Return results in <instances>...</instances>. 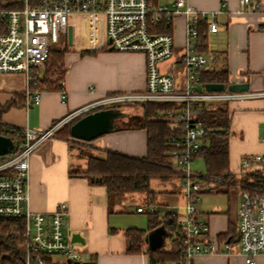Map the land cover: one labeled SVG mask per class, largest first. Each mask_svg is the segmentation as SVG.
<instances>
[{
  "label": "crops",
  "instance_id": "1",
  "mask_svg": "<svg viewBox=\"0 0 264 264\" xmlns=\"http://www.w3.org/2000/svg\"><path fill=\"white\" fill-rule=\"evenodd\" d=\"M171 1L173 0H158V5ZM259 1L264 9V0ZM186 2L198 12L214 15L213 21L218 30L214 33L207 31L208 51L204 54L211 58L213 70L225 68L228 72V85L246 84L247 92L263 93V9L240 12L239 0ZM85 23L87 30L93 29L94 25H89L87 21ZM98 27H94L97 30L95 35L93 32L81 37L79 29H76L75 36L73 34L72 45H69L71 48L64 55L66 72L63 93L37 92L38 102L33 103L27 94L29 84L25 75L0 74V108L10 101L22 102L21 97L24 96L21 106H12L0 114V123L6 129H47L53 123L107 95L143 91L146 81L144 56L140 53H120L103 48L104 27L101 26L99 30ZM171 35V56L159 64V70L171 76L175 89L182 90L186 37V18L183 15H178L172 20ZM76 41L78 44L74 45ZM218 106L227 109L230 115L228 163L230 172L238 176L244 159L253 155H264V96L237 99ZM99 110L103 109L85 111L80 118ZM133 114L136 116V113ZM128 120H120L119 127L124 128L89 142L71 136H55L40 144L29 157L27 209L49 214L59 203H66L68 216L65 220L69 240L80 252L84 264H148L147 255L142 251L143 246L137 255L128 253L130 240L124 235V231L128 229L147 233L148 217L136 209L152 205L163 216L176 210L183 201L180 178L177 193L172 192L170 186L152 189L150 185L154 193L152 197L141 193L108 196L106 188L99 181L80 175L86 170L89 157L103 158L107 153H117L135 159L146 157V131L129 128L127 125L133 121ZM80 142L88 144L87 153L78 152L75 146ZM251 167L256 169L257 165L252 164ZM231 188L236 190L233 215L229 209L209 213L199 211L200 218L208 223L210 239L217 238L222 241L223 235L227 234V242L237 251L236 211L239 196L238 190ZM209 193L221 194L215 191ZM232 227L234 231L228 233ZM256 261L257 264H264V256H258ZM190 264L245 263L239 254H214L194 255Z\"/></svg>",
  "mask_w": 264,
  "mask_h": 264
},
{
  "label": "built area",
  "instance_id": "2",
  "mask_svg": "<svg viewBox=\"0 0 264 264\" xmlns=\"http://www.w3.org/2000/svg\"><path fill=\"white\" fill-rule=\"evenodd\" d=\"M239 3L240 12L263 9L259 0H239ZM262 11L264 13V9ZM178 15L186 18L182 90L175 89L171 76L159 70V64L171 56L173 37L169 33L157 32V27L162 22L171 24ZM98 16L104 27L103 48L112 47L120 53L144 56L145 87L140 92L107 95L47 129H8L13 136V149L0 163V218L22 220L25 250L17 264H84L80 252L69 240L66 203H59L49 214L27 209L30 155L85 111L132 108L147 102L171 104L170 109L158 112L157 118L166 122L170 132L169 148L164 152L166 166L179 174L181 180L183 213L172 210V215L177 217L173 238H178L182 246L183 262L179 264H190L194 255L214 254H239L245 264H257L256 258L264 256V155L244 159L238 173H251L255 170L252 164H256V169L262 170L259 182L249 177L244 184L236 181L230 186L238 190L239 196L237 251L227 242L228 237L222 241L210 239L208 223L200 218L197 208L199 196L214 191L213 184L207 183L214 179L191 169L204 145L203 137L210 131L200 118L201 106L264 96V92L204 90L200 72L214 70L211 58L195 50L196 21L198 18L205 20L207 31L214 33L218 26L213 21V14L196 11L186 0H173L155 8H150L147 0H0V74H23L28 84L34 75L43 77L50 48L59 42L61 36L67 38V27L78 29L75 22L88 19L93 23ZM27 94L33 103L38 102L37 92L28 90ZM262 141L264 143V134ZM136 210L149 215L155 212V207L148 205ZM148 250L149 246L144 243L142 251L146 253Z\"/></svg>",
  "mask_w": 264,
  "mask_h": 264
},
{
  "label": "trees",
  "instance_id": "3",
  "mask_svg": "<svg viewBox=\"0 0 264 264\" xmlns=\"http://www.w3.org/2000/svg\"><path fill=\"white\" fill-rule=\"evenodd\" d=\"M150 8L158 5V0H147ZM198 30L197 53L207 54V24L205 20L198 18L196 21ZM159 33L171 34V24L162 22L157 27ZM67 48H50L48 58L45 62V73L43 77L34 75V79L29 82V92H59L63 93V80L66 72L64 64V55ZM200 83H221L228 84V72L221 69L218 71H201ZM24 101V96H22ZM22 102L10 101L4 107L0 108V114L7 111L12 106H21ZM221 105L201 106L200 118L203 124L210 129L203 137V147L199 150L196 158H201L204 164V174L214 180L207 181L213 184L215 192H222V189L231 188V183H246L249 177H253L256 182L262 178L261 169H255L251 173L235 176L230 172L228 161V137L230 115L227 109ZM171 108L169 103L147 102L135 107L137 109L136 117L132 119L129 128H138L146 131V157L144 159H135L119 155L117 153H107L103 158L89 157L86 170L81 172L85 178L94 180L100 178V184L106 188L108 196H124L127 194L141 193L148 197L154 195L150 189V182L158 180L168 182L174 177L180 178L179 174L166 166L164 152L169 148L167 139L170 135L166 122L158 119V112ZM80 116L71 120L63 128L56 132V136L68 138L69 127ZM130 122V120H128ZM124 128V127H119ZM0 135L13 138L12 133L8 132L0 123ZM3 157H0L2 163ZM238 177V178H237ZM227 191V190H226ZM147 233L136 229L124 231V235L130 240L128 253L137 255L141 252L146 235L156 228L163 227L167 234L169 242L163 244L157 249H149L146 252L148 264H179L183 262L182 246L178 238H173L176 233V215L172 211L163 216L155 209L153 214L147 215ZM234 231L230 228L228 233ZM23 223L21 219L0 218V264H17L24 255L25 241L22 237ZM227 235V234H226ZM223 235L224 238L227 236ZM49 264V262H46Z\"/></svg>",
  "mask_w": 264,
  "mask_h": 264
},
{
  "label": "water",
  "instance_id": "4",
  "mask_svg": "<svg viewBox=\"0 0 264 264\" xmlns=\"http://www.w3.org/2000/svg\"><path fill=\"white\" fill-rule=\"evenodd\" d=\"M73 29L72 26L67 27V44L72 45ZM113 51L112 47L108 48ZM206 92H245L248 90L246 84H221V83H206L203 85ZM136 116L129 120L134 119ZM127 118L128 114L118 109H103L84 115L77 119L69 127V134L72 138L81 141L89 142L101 135L116 131L119 128L120 120ZM13 149V142L10 137L0 135V157L8 155ZM94 181H101L100 178H95ZM168 237L166 230L161 226L152 232L148 233L144 239V243L149 246V249L154 250L163 245V239Z\"/></svg>",
  "mask_w": 264,
  "mask_h": 264
},
{
  "label": "rangeland",
  "instance_id": "5",
  "mask_svg": "<svg viewBox=\"0 0 264 264\" xmlns=\"http://www.w3.org/2000/svg\"><path fill=\"white\" fill-rule=\"evenodd\" d=\"M97 18L99 20L95 19L93 23H90V21H88V22L90 23L89 25H94V27L95 26H99L98 27V30H99L100 27L103 26V23H102V19H101L100 16H98ZM87 20L88 19H83V20L77 21L78 23L75 22V23L78 24L79 34L81 35V37L83 35H87L88 33L92 34L94 32V35L97 33V30H95V29H88L87 30L85 28V24H86L85 22ZM75 33H76V29L74 28V30H73L74 36H75ZM66 40H67L66 36H64V35L61 36L59 42L57 44H54L52 46V48L53 47L54 48H67L69 50V48H71V46L67 45ZM78 41H76L74 45L78 44ZM132 108H135V107H132ZM129 111L133 112V113H137L138 112L137 109H134V110L133 109H129ZM63 127H61V128H63ZM75 147L78 148V150H79L78 152L80 154L87 153L88 144H83V143L80 142V144H76ZM191 169L193 171L198 172V173L204 174L205 170H204V164H203L202 159L201 158H196L195 161L191 164ZM150 185H151L152 189H159V186L160 187L170 186L171 191L177 193L178 190H179V178L178 177H174V178H172L171 180H169L166 183L160 182L158 180H152L150 182ZM218 193H221V194H216V193H209V194L208 193H204V194H201L199 196V202L197 204V208L200 211L204 212V213H209V212H212L214 210L227 211L229 209V211L233 215L234 207H235V197H236L235 193H236V190L232 189V188L229 191H226V189H222V192H218ZM183 202L184 201H182V203H180L178 205V207L176 208V211H177L178 214H182L183 213V209H182ZM168 242H169L168 237H165L163 239V244H167Z\"/></svg>",
  "mask_w": 264,
  "mask_h": 264
},
{
  "label": "flooded vegetation",
  "instance_id": "6",
  "mask_svg": "<svg viewBox=\"0 0 264 264\" xmlns=\"http://www.w3.org/2000/svg\"><path fill=\"white\" fill-rule=\"evenodd\" d=\"M122 112H124V113H126V114H128V119L130 118H132V117H134V114H133V112H130L129 111V108H126L125 110H121Z\"/></svg>",
  "mask_w": 264,
  "mask_h": 264
}]
</instances>
